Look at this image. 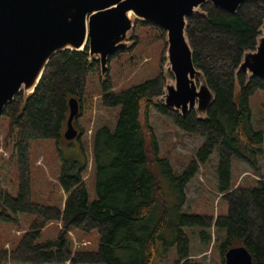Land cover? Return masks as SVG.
I'll return each instance as SVG.
<instances>
[{
    "label": "trees",
    "instance_id": "1",
    "mask_svg": "<svg viewBox=\"0 0 264 264\" xmlns=\"http://www.w3.org/2000/svg\"><path fill=\"white\" fill-rule=\"evenodd\" d=\"M201 10L203 14L188 17L187 34L194 62L215 94L207 116L200 118L195 110L183 116L164 104L160 99L167 81L163 71L119 92L108 73L102 80V103L106 107L121 106V110L114 128L105 124L94 134L96 200L91 199L84 179L86 165L79 166L74 160L64 164L59 176L67 194L64 208L34 200L32 191L31 141L63 136L70 99L77 97L80 101L78 117L89 75L100 70L99 60L90 58L89 43L83 51L53 55L35 92L27 100L21 92L6 105L2 115L9 120L8 134L14 138L18 194L0 189V221H18V212L35 217L11 253L13 261L154 264L156 256L164 260L175 247L174 264H193L186 228L195 227L203 243L212 240V228L220 231L224 237L223 264L228 249L238 245L246 246L255 264H264V177L252 187L232 182L234 159L259 172L264 154V129L254 126L250 104V97L264 90V79H247L237 72L245 51L255 49L262 34L264 0H248L236 13L211 2L203 4ZM136 24L152 26L163 37L166 35L163 28L151 22L137 20ZM152 108L184 132L203 137L195 159L181 172L161 153L149 122ZM216 150L218 189L228 202V213L188 214L183 211L186 187L200 164L207 163ZM54 221L62 223L58 237L38 242L42 230ZM73 229L97 230L98 249L74 251L69 236Z\"/></svg>",
    "mask_w": 264,
    "mask_h": 264
},
{
    "label": "rangeland",
    "instance_id": "2",
    "mask_svg": "<svg viewBox=\"0 0 264 264\" xmlns=\"http://www.w3.org/2000/svg\"><path fill=\"white\" fill-rule=\"evenodd\" d=\"M128 40L130 48L122 50L109 61V74L118 92L133 85L143 83L156 76L160 71L166 75L168 82H175L173 73L167 66V33L165 37L160 30L152 26L135 25ZM137 36V39H133ZM137 40V42H136ZM136 42V44H135ZM101 68V67H100ZM107 77V75H106ZM101 69L91 72L88 78L87 91L83 99L81 114L76 118L79 136L67 140L63 134L60 138H38L31 141L32 191L33 199L48 205L63 204L65 193L59 183V176L64 164L75 161L79 166H85L84 179L91 199L98 198L96 192V174L93 155V142L96 130L108 124L115 127L121 106L106 107L102 103ZM255 123L264 117V90H257L250 97ZM149 122L160 143L161 153L171 159L176 170L181 172L195 159L196 150L202 144L203 137L189 134L180 129L172 119L160 114L152 108ZM10 122L0 116V189L18 194V165L15 154L14 138L8 134ZM262 159V161H261ZM70 161V162H69ZM219 154H212L207 163L200 164L199 171L186 187L187 200L183 211L188 214L224 215L228 213V202L218 189ZM260 170L264 169V154L259 160ZM243 161L234 159L232 164V182L238 185L252 187L264 177ZM18 221H0V264H31L16 262L11 259V253L17 247L20 239L30 229L34 215L17 213ZM62 223H49L41 232L38 242L53 240L58 237ZM199 229L186 228L190 236L191 260L193 264H223L221 242L224 237L214 228L211 230L212 240L209 243L201 241ZM69 236L72 248L76 250H97L99 233L97 230L73 229ZM161 244V242H160ZM177 257L176 248H172L168 257L160 260L156 256L154 264H174ZM63 264V263H44ZM66 264H70L67 262Z\"/></svg>",
    "mask_w": 264,
    "mask_h": 264
},
{
    "label": "water",
    "instance_id": "3",
    "mask_svg": "<svg viewBox=\"0 0 264 264\" xmlns=\"http://www.w3.org/2000/svg\"><path fill=\"white\" fill-rule=\"evenodd\" d=\"M248 0H0V116L8 103L23 93L27 100L38 87L46 67L58 52L83 51L89 43L91 59L109 73L110 57L129 49L130 32L137 20L151 22L167 33V66L175 82L164 86L160 99L186 116L195 110L205 118L215 94L193 59L188 17L204 12L201 6L236 13ZM249 79H264V24L257 46L245 51L237 69ZM64 136H79L75 118L80 101L72 97ZM225 264H255L245 245L225 253Z\"/></svg>",
    "mask_w": 264,
    "mask_h": 264
},
{
    "label": "crops",
    "instance_id": "4",
    "mask_svg": "<svg viewBox=\"0 0 264 264\" xmlns=\"http://www.w3.org/2000/svg\"><path fill=\"white\" fill-rule=\"evenodd\" d=\"M253 116H254V112H253ZM252 122H253V124H254V126L256 127V128H260V129H264V117L261 119V121L259 122V123H255V120H254V117H252ZM261 161H262V159H261ZM244 164H246L245 162H244ZM247 166H249L248 164H247ZM250 167V166H249ZM261 174L260 175H263L262 173L264 172V169L263 168H261ZM62 190H63V192L65 193V195H64V200H63V204H61V207L62 208H64V206H65V201H66V198H67V194H66V192L64 191V189L62 188ZM220 195H222L221 193H220Z\"/></svg>",
    "mask_w": 264,
    "mask_h": 264
}]
</instances>
